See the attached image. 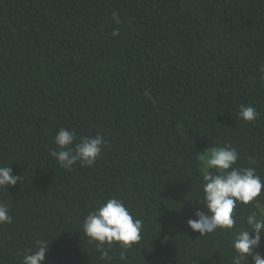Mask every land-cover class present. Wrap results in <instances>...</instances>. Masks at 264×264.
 <instances>
[{"label":"trees","instance_id":"1","mask_svg":"<svg viewBox=\"0 0 264 264\" xmlns=\"http://www.w3.org/2000/svg\"><path fill=\"white\" fill-rule=\"evenodd\" d=\"M61 127L103 136L94 166L52 157ZM228 145L264 180V0H0V165L20 177L0 188V264L38 239L43 264H107L81 224L111 197L143 221L111 264H233L231 231L187 225L204 208L199 157ZM251 213L264 219V189L237 227Z\"/></svg>","mask_w":264,"mask_h":264},{"label":"clouds","instance_id":"2","mask_svg":"<svg viewBox=\"0 0 264 264\" xmlns=\"http://www.w3.org/2000/svg\"><path fill=\"white\" fill-rule=\"evenodd\" d=\"M258 117L259 113L251 104L240 105L239 119L252 122ZM54 142L58 150H53L51 155L62 168L68 170L77 162L82 166H94L106 143L100 134L77 138L75 131L64 127L58 130ZM203 153H207L199 157L204 165L203 196L197 202L204 208L196 210V219L187 220L188 227L200 236L217 230L231 231V246L235 254L233 264H248L249 256L254 264H264V255L255 251L264 232V219L251 213L244 220L245 226L237 227L238 217L234 214L237 204L248 205L261 195L264 180L254 167L237 166L240 153L234 146L211 147ZM249 164H255V160L250 158ZM213 169L215 172L211 171ZM19 180L12 167L0 165V188L14 186ZM12 222L9 206L0 203V225ZM142 225L143 221L134 217L122 199L111 197L98 202L83 219L81 228L89 243L95 245L100 259L111 264L109 251L113 243L130 248L140 240ZM48 249L46 239L36 240L34 249H28L20 264H43ZM124 259L121 255V260Z\"/></svg>","mask_w":264,"mask_h":264}]
</instances>
